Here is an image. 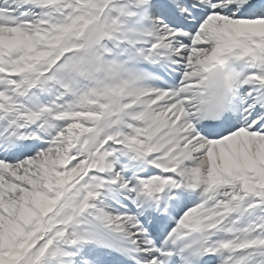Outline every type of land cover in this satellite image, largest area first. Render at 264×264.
Returning a JSON list of instances; mask_svg holds the SVG:
<instances>
[{"label": "snow or ice", "instance_id": "obj_1", "mask_svg": "<svg viewBox=\"0 0 264 264\" xmlns=\"http://www.w3.org/2000/svg\"><path fill=\"white\" fill-rule=\"evenodd\" d=\"M0 264H264V0H0Z\"/></svg>", "mask_w": 264, "mask_h": 264}, {"label": "clouds", "instance_id": "obj_2", "mask_svg": "<svg viewBox=\"0 0 264 264\" xmlns=\"http://www.w3.org/2000/svg\"><path fill=\"white\" fill-rule=\"evenodd\" d=\"M217 73H219V70H217ZM217 79H219V75H217ZM220 89H219V86L217 87L216 91L218 92Z\"/></svg>", "mask_w": 264, "mask_h": 264}]
</instances>
